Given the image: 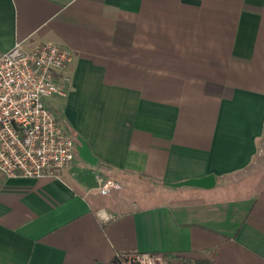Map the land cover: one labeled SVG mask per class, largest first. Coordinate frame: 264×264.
I'll use <instances>...</instances> for the list:
<instances>
[{
    "label": "crops",
    "instance_id": "crops-1",
    "mask_svg": "<svg viewBox=\"0 0 264 264\" xmlns=\"http://www.w3.org/2000/svg\"><path fill=\"white\" fill-rule=\"evenodd\" d=\"M17 43L72 52L46 104L97 163L0 177V264H264V0H0Z\"/></svg>",
    "mask_w": 264,
    "mask_h": 264
},
{
    "label": "built area",
    "instance_id": "built-area-1",
    "mask_svg": "<svg viewBox=\"0 0 264 264\" xmlns=\"http://www.w3.org/2000/svg\"><path fill=\"white\" fill-rule=\"evenodd\" d=\"M70 50L40 43L30 50L17 43L0 53V177L60 178L75 157L76 139L68 135L46 100L61 93L53 72L72 61ZM63 77L62 81H68ZM120 185L98 180L105 195ZM110 264H165L156 252H118Z\"/></svg>",
    "mask_w": 264,
    "mask_h": 264
},
{
    "label": "water",
    "instance_id": "water-1",
    "mask_svg": "<svg viewBox=\"0 0 264 264\" xmlns=\"http://www.w3.org/2000/svg\"><path fill=\"white\" fill-rule=\"evenodd\" d=\"M76 151L77 156L90 165H96L97 158L91 153L88 144L80 136L76 137ZM172 186H191L200 188H212L215 185V178L208 175L202 178L189 179L175 184Z\"/></svg>",
    "mask_w": 264,
    "mask_h": 264
},
{
    "label": "trees",
    "instance_id": "trees-1",
    "mask_svg": "<svg viewBox=\"0 0 264 264\" xmlns=\"http://www.w3.org/2000/svg\"><path fill=\"white\" fill-rule=\"evenodd\" d=\"M54 112V111H53ZM56 114V112H54ZM77 137V136H76ZM75 137V139H76ZM185 264H213L211 260L209 259H205V260H196V261H193V262H190V261H185L184 262Z\"/></svg>",
    "mask_w": 264,
    "mask_h": 264
}]
</instances>
